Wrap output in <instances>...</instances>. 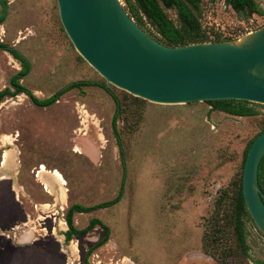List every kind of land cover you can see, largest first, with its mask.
Returning <instances> with one entry per match:
<instances>
[{"label": "rangeland", "instance_id": "1", "mask_svg": "<svg viewBox=\"0 0 264 264\" xmlns=\"http://www.w3.org/2000/svg\"><path fill=\"white\" fill-rule=\"evenodd\" d=\"M3 1L0 43L28 62L19 83L35 98L47 99L74 82L106 85L68 39L56 0ZM157 1L182 31L176 9ZM253 1L263 15L236 12L227 0H200L201 43L241 44L264 28V0ZM138 12L139 27L159 40ZM20 69L0 48V90ZM106 86L120 103L124 174L111 126L114 103L102 88L71 89L46 107L23 93L0 102V164L19 185L16 191L10 181L0 182V264H264V234L247 210L239 215L237 208L244 157L264 130V105L253 103L257 114L239 117L209 102L154 104ZM8 148L17 154L14 161ZM42 166L45 173H39ZM54 171L65 181L61 204L46 180ZM122 180L118 203L73 215L78 230L100 220L109 228L108 241L89 253L103 237L99 226L65 241L68 206L111 201Z\"/></svg>", "mask_w": 264, "mask_h": 264}, {"label": "water", "instance_id": "2", "mask_svg": "<svg viewBox=\"0 0 264 264\" xmlns=\"http://www.w3.org/2000/svg\"><path fill=\"white\" fill-rule=\"evenodd\" d=\"M64 32L80 57L106 85L161 105L222 100L264 105V28L241 44L199 43L169 47L147 35L119 0H56ZM264 131L243 165L245 208L264 234V194L258 167ZM0 172L13 175L6 169Z\"/></svg>", "mask_w": 264, "mask_h": 264}, {"label": "trees", "instance_id": "3", "mask_svg": "<svg viewBox=\"0 0 264 264\" xmlns=\"http://www.w3.org/2000/svg\"><path fill=\"white\" fill-rule=\"evenodd\" d=\"M124 1L129 10L130 17L134 18L135 22L139 26L144 25V20L142 16H140L138 10L142 11L147 21L156 28L157 33L160 35V39L157 40L158 42L166 46H169V47L186 46L189 44L204 42L203 41L204 38L199 35L200 24L198 22V16L200 14V0H160L165 7H173L176 9L179 19H180L181 26L184 28L182 31L178 30L172 24V22L167 18L166 14L163 12L157 0H133L134 4H132L130 0H124ZM227 3L236 12L240 13V12L246 11L248 15H251V14H257L259 16L263 15L262 8H260V6L253 0H227ZM0 5H5V2L3 0H0ZM0 48L7 51L9 54H11V56L14 59H16L21 65V70L16 75L11 77L9 81V86L13 90H10V88L7 87L0 91V102H2L3 99L5 98H12L18 94L23 93L26 96H28L29 99L35 105L48 106L52 104L54 101H56L65 92L71 89L81 90L82 87H88V86L100 87L109 95V97L112 99L114 103V116L112 118L111 126H112V131H113V134L116 140V144L118 147L119 156H120V160H121V164L123 168V174H124L125 172L124 154H123V150L121 146L120 137H119L117 127H116L117 118L120 112V103L117 97L110 91V89L105 84L99 83V82H74L68 85L67 87L63 88L62 90H60L58 93L54 94L51 97L44 99V100H38L37 98H35V96H33L29 92L28 89L24 88L19 83V79L25 76L28 71V62L26 61V59L23 58L15 50L8 48L7 46L1 43H0ZM209 103L213 109L224 112L229 115H233V116L252 117L257 114L254 108L250 106L253 103L246 102V101L222 100V101H210ZM247 152L244 157V161L247 156ZM243 165H244V162H243ZM263 178H264V156L262 157L259 167H258V183H259L260 189L262 190H264V187L262 186ZM122 193H123V180L121 182L120 189H119L117 196L111 201L103 202V203L96 204L90 207H85L79 204L71 205L66 210L65 216H64L65 222L68 227L67 231L63 232L65 241L67 242L70 241L72 236L80 237L86 232L99 226L101 229H103V232H104L103 237L95 246L91 248L89 253H91L93 249H95L96 247L104 245L108 241L109 233H110L109 228L105 224H103L100 220L96 218H92L89 221L88 226L85 229L78 230L75 228L73 224V215L74 213H89L97 209H104L112 205H115L121 199ZM237 208H238L239 215L245 213L246 208H245L244 200L242 196L241 184L239 186L238 194H237ZM237 237H238L239 243L242 246H244V235H243V230H242V226H241V222L239 218L237 220Z\"/></svg>", "mask_w": 264, "mask_h": 264}, {"label": "crops", "instance_id": "4", "mask_svg": "<svg viewBox=\"0 0 264 264\" xmlns=\"http://www.w3.org/2000/svg\"><path fill=\"white\" fill-rule=\"evenodd\" d=\"M11 79V78H10ZM10 81V80H9ZM9 84V83H8ZM8 88H10V86H7ZM7 87H4V88H7ZM89 87H91V86H89ZM96 87V86H95ZM3 88V89H4ZM3 89H1V90H3ZM0 90V91H1ZM10 90H13L12 88H10ZM9 154H11L12 153V156H13V161L16 159V156H17V154H16V152H15V150H13V149H7L6 150ZM1 166H0V169H4L3 168V165L2 164H0ZM11 174V173H10ZM11 175H13V174H11ZM7 177V178H6ZM14 177V176H13ZM47 177V181H51V186H52V188L53 189H55V191L57 192V202H58V204H61V203H63L64 201H65V191H64V189L62 188V186L59 184V182H54V181H52L48 176H46ZM8 178H9V180H8ZM10 181V183L12 184L11 186H12V189L13 188H16L15 190L16 191H18V189H19V185H17V182H16V180H15V177H14V181L12 180V178H10V176H8V175H5V177H0V182H3V181ZM45 186V185H44ZM11 189V188H10ZM12 193H13V191L14 190H10ZM45 191H46V193H49V191H47L46 189H45ZM52 206H54V204L52 205ZM71 206V205H70ZM70 206H68V208L70 207ZM67 208V209H68ZM66 209V210H67ZM65 210V211H66ZM75 214V213H74ZM67 229H68V227H67ZM67 231V230H66Z\"/></svg>", "mask_w": 264, "mask_h": 264}, {"label": "bare ground", "instance_id": "5", "mask_svg": "<svg viewBox=\"0 0 264 264\" xmlns=\"http://www.w3.org/2000/svg\"><path fill=\"white\" fill-rule=\"evenodd\" d=\"M6 155V154H5ZM4 155V156H5ZM8 156V155H7ZM9 157V156H8ZM7 161V160H6ZM7 166V165H6ZM46 172V170H45V168L42 166L41 168H40V171H39V173H45ZM52 181H55V182H59V184L61 185V186H63L64 184H65V181H64V178L61 176V174L58 172V171H54L53 173H52V179H51ZM49 182V181H48ZM51 182V181H50ZM133 264V263H132Z\"/></svg>", "mask_w": 264, "mask_h": 264}, {"label": "flooded vegetation", "instance_id": "6", "mask_svg": "<svg viewBox=\"0 0 264 264\" xmlns=\"http://www.w3.org/2000/svg\"><path fill=\"white\" fill-rule=\"evenodd\" d=\"M17 62H18V61H17ZM19 64H20V63H19ZM20 67H21V65H20ZM20 70H21V69H20ZM20 70H19V71H20ZM12 77H13V76H12ZM57 100H58V99H57ZM57 100H56V101H57ZM56 101H54L52 104H54ZM52 104H50V105H52ZM37 106H39V105H37ZM48 106H49V105H48ZM42 107H46V106H42Z\"/></svg>", "mask_w": 264, "mask_h": 264}]
</instances>
